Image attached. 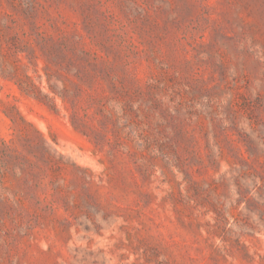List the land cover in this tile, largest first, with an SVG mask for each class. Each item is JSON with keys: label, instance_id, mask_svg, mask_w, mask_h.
Masks as SVG:
<instances>
[{"label": "rangeland", "instance_id": "1", "mask_svg": "<svg viewBox=\"0 0 264 264\" xmlns=\"http://www.w3.org/2000/svg\"><path fill=\"white\" fill-rule=\"evenodd\" d=\"M228 93L225 129L212 102ZM261 143L264 0H0V264H121L122 234L155 264L166 249L147 234L163 227L168 204L177 240L194 210L213 212L226 237L254 214L264 229ZM104 147L108 183L134 197L126 208L94 190L106 178L95 158ZM129 147L135 176L121 159ZM152 183L176 190L156 204L143 191ZM234 247L249 259L239 235Z\"/></svg>", "mask_w": 264, "mask_h": 264}, {"label": "clouds", "instance_id": "2", "mask_svg": "<svg viewBox=\"0 0 264 264\" xmlns=\"http://www.w3.org/2000/svg\"><path fill=\"white\" fill-rule=\"evenodd\" d=\"M233 75H235V72H233ZM230 99H232V93H228L223 98H220L219 100H213L212 102L218 109L217 119L223 122V126L225 129L229 127V122L224 118L223 109L228 104V101ZM177 100L179 102V99ZM204 103H207V100H205ZM196 108H201V105L197 104ZM169 110L171 111L172 108H169ZM105 114H107V109H105ZM99 119L100 118L97 117V121ZM96 127L98 129V123L96 124ZM239 127L245 133L252 136L253 139L256 138L253 132L255 125L250 126L249 122L247 120H244L239 125ZM232 138L233 140L236 139L234 136ZM107 139L110 143L113 142L111 135H109ZM209 140H211V137H209ZM80 143L82 147L90 150V154L91 150H94L91 136L85 137L80 141ZM236 146L240 149L242 158L251 163V159L249 158L244 146L241 144H237ZM260 147L264 148V143H261ZM132 151L133 149L131 147L124 149V154L121 156V159L125 163H128L127 154L131 153ZM107 152V147H104L102 152H96V160L103 162L99 165V171H96V173H105L106 178L103 183H101L99 180H95L96 187L94 190L100 197L102 203L106 200H110L116 208L123 209L131 205L134 197H125L118 187H114L113 185H110L108 183L107 169H109V164L105 155ZM152 154L157 156L159 155V153H157L155 150H153ZM260 162L264 163V158H261ZM232 166L233 168L240 167V165L236 163ZM128 168L133 172V175L135 176V170L132 168V165L130 163H128ZM157 170H161L159 163H157L155 166V172ZM171 171L175 174L176 182L180 184V192L183 193L187 198L189 194L186 192L187 185L184 182L183 175L180 173V171L177 170L176 167H172ZM136 179L137 182H139L138 176H136ZM260 182L261 181L259 179L256 180L257 188L261 186ZM175 190V186L170 183L167 192H164L163 194L155 190L153 183L143 188V191L149 192L156 197V204H159L160 201L163 198L167 197L169 194L174 193ZM232 196L235 200V192L232 193ZM250 198H257L255 190H253ZM188 205L189 208H194L195 201L189 200ZM166 207L167 211L165 213H161L160 219L156 221L157 224L163 222V227L159 229H153L150 233L147 234V236L153 238L154 243H158L162 249H166V252L157 258L155 264H160V262L162 261H167L168 264H212V258L215 257L218 260L221 255H225L228 257L227 264H264V229L256 227L255 222L258 218L257 215H252L251 220L249 221V223L252 224V227H247L246 230L245 227H236V224L242 226V218L240 220H236L235 216L231 217V220H236V224L229 223L227 225L226 230L232 229L233 234L226 237L224 234L217 233V219L213 212L208 211L207 209H203L206 215H201L199 211L194 210L191 219H188L186 217L184 220L186 226L188 224H191V230H186L185 233L180 234V239L177 240L176 232L174 230L175 221L171 220L169 216V212L172 209V206L171 204H168ZM153 208H155V205H153ZM237 211L240 213H245V205L240 204ZM58 214L61 216H65L62 209L59 210ZM165 216H167L168 219L171 220V223L165 220ZM121 223H124L123 220H121ZM136 227L139 226L136 225ZM238 235L239 243L240 245H243L247 250V257L249 259H245L244 255L238 250V248L234 247V241L237 239ZM147 236L144 232H141L140 234L141 239H146ZM120 241H122L125 245V247H122V254L127 257V259L121 261V264H145L143 255L145 249L143 247H141L139 251L134 252L132 248L127 247L128 240L124 238L123 234L116 237V241L114 242ZM132 245L133 248L136 247L135 238L132 241ZM133 252L135 253V255H133ZM117 255H121V252H118ZM220 264H224V262L221 261Z\"/></svg>", "mask_w": 264, "mask_h": 264}]
</instances>
